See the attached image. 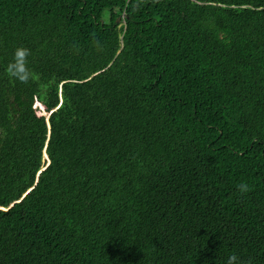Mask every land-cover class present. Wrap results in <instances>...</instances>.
<instances>
[{
  "label": "trees",
  "instance_id": "1",
  "mask_svg": "<svg viewBox=\"0 0 264 264\" xmlns=\"http://www.w3.org/2000/svg\"><path fill=\"white\" fill-rule=\"evenodd\" d=\"M231 255L264 264V0H0V264Z\"/></svg>",
  "mask_w": 264,
  "mask_h": 264
},
{
  "label": "clouds",
  "instance_id": "2",
  "mask_svg": "<svg viewBox=\"0 0 264 264\" xmlns=\"http://www.w3.org/2000/svg\"><path fill=\"white\" fill-rule=\"evenodd\" d=\"M29 55V51L27 49L18 48L14 53V59H19L22 57H27ZM40 105V103H38ZM43 105H41V108L43 109ZM239 190L241 193L247 191V185L246 184H240ZM226 264H241L240 258L237 255H231L228 257ZM251 264V262H249Z\"/></svg>",
  "mask_w": 264,
  "mask_h": 264
},
{
  "label": "rangeland",
  "instance_id": "3",
  "mask_svg": "<svg viewBox=\"0 0 264 264\" xmlns=\"http://www.w3.org/2000/svg\"><path fill=\"white\" fill-rule=\"evenodd\" d=\"M36 105H38V103H36ZM35 105V106H36ZM37 107V106H36ZM39 109V108H38ZM48 112V110H47V108L46 107H43V109H42V112L41 111H38V113L39 114H43V113H47Z\"/></svg>",
  "mask_w": 264,
  "mask_h": 264
}]
</instances>
